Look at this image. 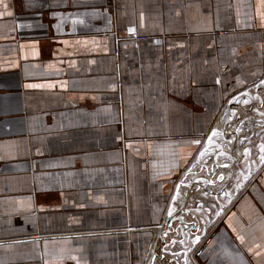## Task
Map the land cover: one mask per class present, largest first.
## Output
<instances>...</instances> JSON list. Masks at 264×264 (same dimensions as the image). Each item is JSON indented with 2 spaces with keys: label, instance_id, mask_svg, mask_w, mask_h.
<instances>
[{
  "label": "crops",
  "instance_id": "crops-1",
  "mask_svg": "<svg viewBox=\"0 0 264 264\" xmlns=\"http://www.w3.org/2000/svg\"><path fill=\"white\" fill-rule=\"evenodd\" d=\"M252 111L264 0H0V264H158L190 188L230 200L194 264H264Z\"/></svg>",
  "mask_w": 264,
  "mask_h": 264
},
{
  "label": "water",
  "instance_id": "water-1",
  "mask_svg": "<svg viewBox=\"0 0 264 264\" xmlns=\"http://www.w3.org/2000/svg\"><path fill=\"white\" fill-rule=\"evenodd\" d=\"M248 113L250 112L245 109V114L248 115ZM252 113L253 115L249 117L245 116L237 128V131H239L244 126L243 128L247 131L245 136L248 135V137H245L247 144L242 146V139H237L235 142H228L226 145H223L222 148L228 151H234L239 156L240 160H242V169L244 172L246 169H248L249 172L257 169L260 165L259 159L263 161L262 156H264L262 145H257L253 142V139L258 137L261 140L260 143H262L264 137V120L259 119L255 111H252ZM255 127L259 128L258 133H256ZM250 128H252L251 131H249ZM234 136H236V134H234ZM238 149L241 150V152H239ZM254 155H256L257 158L252 160ZM211 156L214 162H216L217 158L221 159L214 152ZM227 180H229V184L231 181L233 182V179L230 177H227L226 181ZM221 181L222 180L209 178L210 184L216 186V188L219 187ZM223 186L226 188L227 184ZM195 188H197V186H195ZM222 189L223 187L221 186L219 195L223 196V194L220 193ZM196 191V189L190 188L185 192V198L182 200L183 213L181 211L177 218L168 220L166 223L160 235V244L164 245V253L160 256L161 259L158 264H188V262L194 264L192 254L197 250L201 239L205 236L203 232L207 229L206 225L208 227H213L215 219L221 214V204H228L230 201L229 199H227V201L221 200L222 203H220V201L218 202L217 199H215V201H210L206 205V202L201 199L203 196L197 195ZM231 191L228 189L227 195L230 193L236 195V191L233 193ZM213 195L216 196L215 193L211 194V196ZM193 202H195V205ZM212 209H214V214H211ZM195 231L197 234H194Z\"/></svg>",
  "mask_w": 264,
  "mask_h": 264
}]
</instances>
